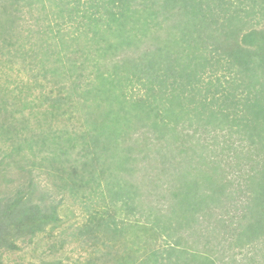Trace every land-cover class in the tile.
Listing matches in <instances>:
<instances>
[{
  "label": "trees",
  "instance_id": "1",
  "mask_svg": "<svg viewBox=\"0 0 264 264\" xmlns=\"http://www.w3.org/2000/svg\"><path fill=\"white\" fill-rule=\"evenodd\" d=\"M0 61L50 87L34 136L0 122V184L36 173L0 196L7 249L92 195L122 216L90 215L108 241L130 230L123 264H264V0H0Z\"/></svg>",
  "mask_w": 264,
  "mask_h": 264
},
{
  "label": "rangeland",
  "instance_id": "2",
  "mask_svg": "<svg viewBox=\"0 0 264 264\" xmlns=\"http://www.w3.org/2000/svg\"><path fill=\"white\" fill-rule=\"evenodd\" d=\"M32 76L33 74L27 73L24 69L22 70L20 61L14 62V64L8 68L0 61V122L7 123L16 128V137L12 131L15 139L34 136V133L40 128L37 125V121L43 115V103L37 98V91L50 90V87H45L44 85L42 88L37 85L34 86V84H32ZM56 85L57 86H53V95L50 96L52 101H54L59 94L66 95L67 93V87ZM136 92L137 89L129 94L130 99H136L143 94L142 91ZM10 114L13 117H10ZM56 124L59 126L58 123ZM2 139L6 141L4 137ZM29 176L28 174L19 175V184H17L15 182L18 177V172H16L12 177L13 182L3 185L0 184V196L4 195L9 190H12L14 194L19 188L15 186V184L20 185V187H26L29 181L36 179V173H33L31 175L32 177ZM38 177L41 185L45 186L43 192L50 195L57 191V178L44 177L43 174L38 175ZM108 199L109 197L106 198L105 202ZM57 201H59L58 196H53L51 198V202L54 204H56ZM75 202L79 205L80 199H69L64 205L60 206L57 215L62 223L55 225L49 222L43 233H38L32 237H22L20 239L16 236L14 231L7 233L6 236L11 238L9 241L13 244L8 249L7 245L2 244L4 238L0 236V264H123L122 259H120L121 257L132 256V237L128 234L130 230L127 231L124 240L112 243L111 240H107L110 231L106 230L104 225L96 226L98 223L97 221H90V215L99 211L103 212V218L109 215L112 217V215L115 214L116 218L112 217V219L119 222L122 216L114 213L115 208H112L110 203L109 206H106L107 208L100 207L99 205H101V202L96 197L89 195L87 207L88 209L90 208L89 211L93 213H87V211H83L82 208H77L76 206L78 205H76ZM72 203L75 206H73ZM34 204L40 206L38 199L34 200ZM105 210H108V212L104 213ZM142 210L144 209H139L140 213L138 216H129L127 220L132 222V228L138 231L137 233L140 239L143 238L144 241L150 244L147 250L145 248L143 249V252H146L158 246V243L163 244V240L162 237L159 236L152 241L153 238L149 236L148 230L139 229V227H144V225L147 226L144 218L145 213L141 214ZM112 219L111 221H114ZM81 227L82 230L87 233L78 235L76 230L81 229ZM88 228L92 229L91 233L87 230ZM141 232L143 234H141ZM109 246L112 247V255L114 254L115 257H112L110 260H103L102 262L104 263L94 262V257L100 255V253H106L105 251L108 250ZM136 257L138 258V254Z\"/></svg>",
  "mask_w": 264,
  "mask_h": 264
}]
</instances>
